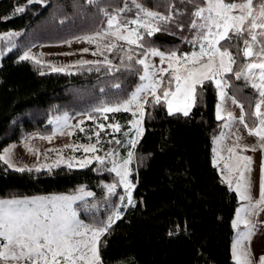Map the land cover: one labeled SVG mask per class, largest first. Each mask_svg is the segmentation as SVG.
Here are the masks:
<instances>
[{"label":"trees","instance_id":"1","mask_svg":"<svg viewBox=\"0 0 264 264\" xmlns=\"http://www.w3.org/2000/svg\"><path fill=\"white\" fill-rule=\"evenodd\" d=\"M143 3L167 14L166 0ZM104 4L118 7L122 0H104ZM177 7L181 6L177 3ZM20 8L23 11H17ZM105 19L86 0H0V154L27 132H50L47 120L54 113H89L102 101L118 103L133 91L139 81L127 72L108 75L104 67L96 71L97 65L87 64L70 72L41 75L30 61L20 58L34 44L59 43L100 31L106 27ZM181 19L182 32L168 25L169 31L146 37L148 44L178 54L193 50L182 39H191L190 16ZM7 33L13 35L9 42L3 39ZM112 55L113 64L118 65L119 57ZM116 82L121 84L120 91L111 87ZM229 83L232 87L227 91L244 105L251 127L258 96L243 81ZM203 87V93L197 88V103L188 117L169 115L165 105L153 106L151 100L145 106L143 136L134 149V206L121 208L116 196L101 202L104 183L115 180L106 170L107 163L18 171L0 161V200L73 192L83 185L94 193L76 206L85 223L98 224L120 212V219L101 237L103 264H235L232 220L239 203L212 162V138L221 131L223 121L216 118L214 85L206 81ZM114 118L126 126L132 116L117 112Z\"/></svg>","mask_w":264,"mask_h":264},{"label":"snow or ice","instance_id":"2","mask_svg":"<svg viewBox=\"0 0 264 264\" xmlns=\"http://www.w3.org/2000/svg\"><path fill=\"white\" fill-rule=\"evenodd\" d=\"M86 3L98 8L101 15L106 18V27L76 39L95 44L96 51L92 54L104 56V60H84L79 63L97 65L96 71L104 67L108 75L127 72L140 81L126 99L114 104L102 101L100 106L91 109V112L105 114L131 112L136 117L131 122L132 128L129 129V131L134 130V138L126 143L132 149H135L143 136L145 106L149 104V97L152 98L153 106L165 105L169 115L180 113L188 117L197 103L198 87L203 93V86L207 81L218 91L220 103L217 105L216 118L226 120L223 127L229 132L221 133L216 142L222 143L228 134L235 135V143L227 149L230 159H235L229 171L237 173V182L233 190L238 193L240 201H247V204H242L236 210V218L232 224L237 230L232 244V256L235 264H253L252 240L257 234V223H264L254 222L259 213L264 212V165L261 168L260 196L259 199L254 200L251 196L252 157L242 153L258 149L264 151V110H262L264 109V0H166L167 14L147 7L143 0H122V4L118 7L104 4V0H86ZM177 3L181 7H177ZM109 7H112L111 11ZM129 13L131 16L128 15ZM185 15L190 16L187 28L191 39L187 37L182 39L192 46V51L179 54L177 51L166 53L148 44L146 37L150 38L161 31H169L168 25H173L182 32L185 24L181 18ZM83 51L87 52L88 49L85 48ZM106 52H114L119 57V64H113L105 55ZM153 58H159V62H154ZM238 58L242 61L239 64ZM21 59L33 60L38 65L42 63L40 59L29 53H25ZM165 64L167 67H164ZM48 67L53 72L66 70L63 66L48 65ZM43 74L41 72V75ZM230 80L243 81L244 86L251 87L258 96L251 113L255 118L251 127L246 122L244 105L239 104L234 96L228 94L227 89L232 87ZM111 87L117 91L121 90L119 82L113 83ZM158 90L160 94H157ZM100 91L103 92L104 89L101 88ZM228 101L241 109L239 117L225 107ZM91 112L84 114L89 120L93 119ZM104 118L108 119L106 115ZM67 119L64 118L65 126H68ZM56 123L59 124L60 121L57 120ZM80 123L82 124L83 121ZM236 124L243 125L248 135L255 136L258 140L257 145L241 146L239 142L242 137L238 134L239 130L232 132ZM98 127L101 131L105 129L104 124H99ZM107 127L113 132L121 131L119 123L109 124ZM80 131L83 132L84 129L81 127ZM94 135L96 144L66 147L82 149L84 153H96V145L100 143V131L95 132ZM124 135L127 136L128 132ZM115 143L120 144L121 141L116 140ZM238 148L240 153H237ZM10 151L5 150L4 154L0 155V161L14 167L11 163ZM29 151L34 150L29 148ZM105 157L112 165L106 170L120 177L119 183L128 193V204L134 206L131 198L134 185L128 179L129 164L134 157L133 151L127 153V159L122 163L116 161L113 152L106 153L104 157L98 155L86 157L77 163L81 168L87 167L93 160L103 165ZM72 166L69 162L68 167ZM17 170L31 171L23 167ZM227 182L231 188V181ZM115 188V184L108 185V193L114 194ZM79 192V195L0 200V264H103L100 254L101 237L105 236L111 225L120 219V214L116 212L106 221L98 224L85 223L80 219L73 205L77 201H83L85 196L92 197L94 193L84 192L83 189ZM120 199L124 198L120 197ZM241 225L244 226L242 231ZM258 264H264V256L260 257Z\"/></svg>","mask_w":264,"mask_h":264},{"label":"rangeland","instance_id":"3","mask_svg":"<svg viewBox=\"0 0 264 264\" xmlns=\"http://www.w3.org/2000/svg\"><path fill=\"white\" fill-rule=\"evenodd\" d=\"M91 34L93 33H87L77 37H82ZM12 36H13L12 33H7L3 36V39L9 42L12 39ZM77 37L59 43L34 44L28 47L26 50H24L20 58L25 53H29L31 56L40 59L42 63L39 65L36 64L33 60H28V61H30L34 66H36V68H38L42 72H53L51 68L48 67V65H54L57 67L63 66L66 69L64 72H68V71L70 72L75 67L84 66L79 63L80 61L104 60V56L92 54L93 52L96 51L95 44H89L86 41L84 42L78 41L76 39ZM69 41L70 43H66ZM85 48L88 49L87 52L83 51V49ZM105 55L108 57V59L113 60L112 53L106 52ZM153 60L156 63L159 62V58H153ZM70 65L72 67H68ZM164 67H167V65L165 64ZM165 80H167V77H165ZM138 83H140V81ZM216 92H217V105H218L220 103V100H219L218 91L216 90ZM157 94H160L159 90ZM229 96L231 95L229 94ZM150 100H152L151 97H149V101ZM217 105H216V113H217ZM225 107L231 110L235 116L239 117L241 115V109L237 105L231 104L230 101H228L225 104ZM115 113L117 112L106 113V114L98 113L99 115L93 116V119L91 120L87 119V116L84 115L85 113H78L76 115H70L65 111L54 113L47 120V125H49L51 128L50 132H46L45 134L39 132H27L18 141L7 144L2 149L0 155H3L5 150H11L10 151L11 163L12 165H14V167H10L7 164L6 165L12 170H17L18 168L23 167L25 169H31L35 171H40V170L50 171L62 166L69 168L68 167L69 162L72 163L73 165L71 168H81L77 163L78 161H81L86 157H94L97 155L104 157L105 154L108 152H113L116 161L118 163H122L125 159H127V153L129 151L134 152V149H132L131 146L126 143V141L134 138V130L129 131V129L132 128L131 122L134 119H136V117H134L131 112H127L132 116L131 121L127 123L126 126H123L119 123L121 126V131L113 132L110 128L107 127V125L118 123L114 118ZM105 115L108 117V119L104 118ZM65 117L68 118L67 119L68 126H65L64 123ZM57 120L60 121L59 124L56 123ZM49 121L52 122L50 123ZM80 121H83V123L81 124ZM221 121H223L221 131L212 138V144H213L212 162L214 166L217 167L222 181L229 187V183L227 181L230 180L232 183L231 189H234L235 184L237 182V173L233 171H229V169L234 165L235 159L234 158L230 159V153L227 151V149L232 147L233 144L235 143V135L228 134L226 135L222 143L217 144L216 141L220 137L221 133L229 132L228 129H225L223 127V125L226 123V120H221ZM99 124L105 125V129L103 131L99 129L98 127ZM81 127L84 129L83 132L80 131ZM236 129L239 130L238 134L242 137V139L239 142L241 146L257 145L258 143L257 138L255 136L248 135L243 125L240 124L234 125L232 132H235ZM97 131H100V143L96 145L97 146L96 153H84L82 149L77 150L74 147H66V146H80V145L88 146L91 144H96V136L94 135V133ZM61 132H63L64 134H60ZM125 132H128L127 136L124 135ZM89 137H91V139H89ZM116 140L121 141V143L120 144L115 143ZM29 148L33 149L34 151H29ZM237 153H240L239 148L237 149ZM242 154L252 157L253 162L251 164V168H252L251 196L253 197L254 200L259 199L261 168L262 165H264V151H261L259 149L257 151L249 150L243 152ZM60 161L63 162L61 163ZM105 163H107L109 168H111L112 165L111 163H109L107 157H105ZM91 164L100 165L95 160H93ZM135 164H136V159L134 153L132 162L129 164L130 175L128 176V179L131 181L132 184H133L132 175L135 172ZM44 165H48L49 167L45 168L43 167ZM112 174L114 175L115 180L110 181L108 183H104L105 196L103 198V201L101 202H103V204H106V201L116 196L119 199V206H121V208L131 205L128 204L127 201V197H128L127 191L125 190L123 185L119 183L120 177H118L113 172ZM110 184L116 185L114 194L111 195L107 191V186ZM80 189H83L84 192H88V191L92 192L90 189H87L85 188V186L81 185L73 192L52 194V195L31 196V197H12L9 199H2V200H23V199L51 197L58 195H79ZM132 193H133V189L131 191V198L133 200ZM236 194L239 203L238 207L236 208L237 210L242 204H247V201H240L237 192ZM120 197H123L124 199L121 200ZM89 198L91 197L85 196L83 201H77L76 204L73 205V207L76 208L78 204H83ZM235 218H236V211L234 214V218L232 220V224ZM254 222H264V212H260ZM243 229L244 226L241 225L240 230L242 231ZM236 231L237 230L233 228L232 244L236 237ZM251 252H252L253 264H258L260 257L264 256V223H257V234L252 240ZM231 253H232V245H231Z\"/></svg>","mask_w":264,"mask_h":264},{"label":"crops","instance_id":"4","mask_svg":"<svg viewBox=\"0 0 264 264\" xmlns=\"http://www.w3.org/2000/svg\"><path fill=\"white\" fill-rule=\"evenodd\" d=\"M247 131V130H246ZM216 169H217V167H216ZM217 171H218V169H217ZM218 173H219V171H218ZM220 175V174H219ZM233 190V189H232ZM234 191V190H233ZM235 192V191H234ZM236 193V192H235Z\"/></svg>","mask_w":264,"mask_h":264}]
</instances>
